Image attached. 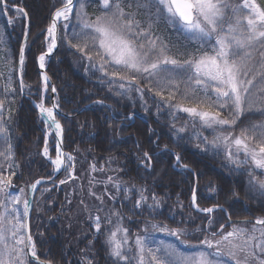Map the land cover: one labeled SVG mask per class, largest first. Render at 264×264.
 Here are the masks:
<instances>
[{"label": "trees", "instance_id": "1", "mask_svg": "<svg viewBox=\"0 0 264 264\" xmlns=\"http://www.w3.org/2000/svg\"><path fill=\"white\" fill-rule=\"evenodd\" d=\"M8 1L19 3L21 0ZM44 1L48 8L41 6V0L24 1L31 18V30L23 78L26 93L37 100L42 98L43 82L36 58L46 48L44 30L51 18V0ZM54 2L55 6L61 5V0ZM232 2L239 3L240 0ZM259 2L264 4V0ZM87 3L88 18L94 19L100 14L95 0H87ZM24 20L17 24L4 20L6 41L12 49L10 57L15 63L22 42L19 27ZM67 23L71 38L73 28L78 25L75 12ZM75 30L79 31V28L75 27ZM155 34L169 45L172 55L193 53L198 49L193 40L163 21L155 25ZM46 66L64 113L57 117L64 127L65 149L75 157L77 179L61 184V180L67 179L66 173L62 172L42 185L35 195L31 233L41 259L51 260L52 264H87L86 258L93 260V264H113L105 244L108 228L103 233H95L90 219L93 214L103 218L101 206L104 210L119 212L131 231L140 230L145 219H152L169 228L185 229L187 239L194 241L202 239L207 232L217 231L222 224L228 226L231 219V222L241 223L247 218L264 217V196L249 186V172L257 179H264L261 170L245 167L238 171L226 161L223 151L214 150L201 140L205 132L209 134L208 141H212L209 137L212 130L203 128L198 121L193 123L187 113L171 106L176 103L189 106L179 94L169 104L155 94L159 88L141 81L147 102L134 99L133 90L123 92L119 82H110V78L97 68H91L87 59H81V54L70 49L66 42H59ZM174 78L184 80L187 77L176 74ZM148 87L152 88L151 92ZM183 88L181 84V91ZM163 95L167 97L168 92L164 91ZM9 101L8 108L14 110L13 118L7 124L13 153L9 174L15 171L14 185L28 188L37 178L52 176L53 165L43 156L45 132L30 98L21 95L16 87L14 93L9 94ZM100 101L102 103H98ZM85 105L86 108L80 110ZM223 115L227 116V113ZM262 120L264 116L259 112L245 115L234 131L238 134L241 127ZM179 128L185 131L178 132ZM53 143L51 154L55 155V140ZM145 152L151 156L150 168L145 167ZM175 153L181 155V162L189 165V169L175 166ZM91 164L103 171H90ZM108 177H112L110 183L132 186L134 191L130 199L122 189L114 196L112 187L107 188ZM92 178L95 179L90 185ZM44 186L49 188L40 191ZM193 187L197 190L200 207L221 205L223 210L217 209L211 214L196 210L191 203ZM213 188L215 191H210ZM90 189L96 196L89 194ZM138 192L149 197L155 195L159 200L161 207L152 216L146 217L143 212L136 211L134 200L139 196ZM96 197H102L103 202ZM209 219L213 221L211 225Z\"/></svg>", "mask_w": 264, "mask_h": 264}, {"label": "snow or ice", "instance_id": "2", "mask_svg": "<svg viewBox=\"0 0 264 264\" xmlns=\"http://www.w3.org/2000/svg\"><path fill=\"white\" fill-rule=\"evenodd\" d=\"M4 2L7 7V0ZM95 3L100 14L89 19L83 0H61V6L52 13L44 30L47 51L39 56V67L44 68L45 57L57 48L58 42H66L70 49L81 54V59H87L91 68H97L110 78V82H119L120 89L125 92L135 85V91L143 97L144 89L139 85L141 81H147L149 86L159 88L155 94L169 104L179 94L189 106L176 103L172 107L187 113L193 123L198 121L203 128L222 130L212 141L203 137L206 144L223 151L226 161L236 170L251 167L261 170L264 175V120L250 122L241 127L238 134L234 131L241 117L256 112L264 116V4L259 0H240L239 3L232 0H95ZM12 7L16 18H29L25 8ZM74 8L78 21L75 27L79 31L74 27L69 38L67 22ZM161 21L188 39L197 41L201 47L193 53L170 54L169 45L155 34V25ZM24 36L27 40V29ZM209 45L210 48L205 50ZM5 61L9 66L4 85V95L7 96L15 90L12 88L13 61L7 58V54ZM24 61V47L21 46L16 65L21 70ZM176 74L187 78L177 80L174 78ZM43 78L47 88L49 78L46 75ZM181 84L184 85L183 91ZM147 90L151 92L152 88ZM52 91H56L55 87ZM164 91L168 92L167 97H164ZM6 103L11 101L0 99V138L8 144L6 151L0 152V157L10 161L13 153L7 124L12 120L14 110H6ZM37 107L49 132L54 131L55 136L61 138L56 143L54 158L49 154L45 140L43 156L54 166V172L63 170L67 173V179L61 180V184L77 179L75 157L62 150L63 127L57 119L60 105L53 103L46 107L41 102ZM225 112L227 116L223 115ZM225 129L232 131H223ZM177 131L184 132L185 129ZM144 158L145 167L150 168L151 156L145 152ZM175 166L189 169V165L181 162L179 153H175ZM8 167L11 169L12 164L9 163ZM89 168L92 172L103 171L95 164ZM15 175V171L8 175L0 171V196H3L0 199V208L3 209L0 211V264H52L51 260H41L38 255L27 219L30 202L22 198L24 189H19L20 194L9 191L14 187ZM94 179H90V185ZM108 182H112V177H108ZM41 183L42 180L38 179L29 187L35 191ZM115 186L119 190V184ZM249 186L264 196V179H257L252 172H249ZM89 194L96 196L91 189ZM233 196L238 198L235 192ZM96 198L103 202L102 197ZM147 199L141 192L135 207L140 208ZM152 199L154 204L147 205L150 209L159 206L155 195ZM197 199V190L193 187L191 203L196 210L207 214L223 210L221 205L202 208ZM21 203L22 209L19 207ZM112 215L117 218L115 224L108 215L90 219L95 233H103L108 228L105 244L113 264H264V217H258L254 222H241L250 224V229L231 225V230L225 232L222 224L218 232L211 233V239L205 236L196 244L181 239L187 234L185 229L152 224L153 230L175 237L179 245L186 248L181 250L177 244L163 241L155 248L146 247L154 241L140 235L135 238V247H129V229L123 226V217L117 211ZM212 223L209 219V224ZM144 232L147 234L148 229L145 228ZM86 260L87 264H93V260Z\"/></svg>", "mask_w": 264, "mask_h": 264}, {"label": "rangeland", "instance_id": "3", "mask_svg": "<svg viewBox=\"0 0 264 264\" xmlns=\"http://www.w3.org/2000/svg\"><path fill=\"white\" fill-rule=\"evenodd\" d=\"M85 3V5H86V7H85V11L87 12V0H86V2H84ZM74 12H75V8H74ZM73 12V13H74ZM88 13V12H87ZM97 15H99V14H97ZM73 17V15L71 16V18ZM2 14H1V11H0V72H2L3 73V75H0V99H5L6 101H9V94L7 95V96H5L4 95V85L7 83V76H8V73H9V66L7 65V63H6V61H5V55L7 54V58L8 59H11V57H10V53L9 52H7L6 51V49H4V48H6V43H7V41H6V36H5V33H4V31H5V27H4V25H3V23H2ZM70 18V19H71ZM194 41V40H193ZM195 43H196V45H197V48H200L201 47V45H200V43H198L197 41H194ZM47 43H48V41L46 42V48H47ZM210 48V45L209 46H205V50H208ZM12 60V59H11ZM45 63V62H44ZM46 64V63H45ZM12 72H13V75H12V81H13V83H12V88L13 89H15V87H14V78H15V75H16V70H17V67L13 64V67H12ZM44 76H42V82H43V84H42V101L41 102H43V104H44V106H46V107H50L49 105H46L44 102H45V98L47 97V95L49 94V92H48V85H49V81L47 82V88H45V81H44V78H43ZM124 83H126V82H124ZM140 86V85H139ZM56 87V86H55ZM131 90H133V93H132V98H134V99H136V98H140L141 99V101L143 102V103H146L147 101H146V98H145V94H143V97H141V94L138 92L137 94H138V96H136L135 97V85H133V87H132V89ZM130 90V91H131ZM123 91V90H122ZM123 92H125V91H123ZM127 92V91H126ZM125 92V93H126ZM128 93V92H127ZM8 104L9 103H6V110L7 109H9L8 108ZM38 114H39V117H40V121H41V124H42V126H43V129L45 130L44 132H45V137H46V140H47V138H48V141H47V146H48V149H49V154L54 158L55 157V155H52L51 154V148H52V146H53V141L55 140V145H56V143H57V138H56V136H55V134H54V131L53 132H49V130H48V127H47V125L44 123V121H43V119L41 118V114L39 113V111H38ZM7 127H8V125H7ZM63 127V126H62ZM212 130V129H211ZM222 130L221 129H215V130H212V133L210 134V138L211 139H214L220 132H221ZM223 131H225V130H223ZM209 134H207V133H205V132H203V137H207ZM48 136V137H47ZM63 137H64V127H63ZM201 140H203V138H201ZM63 144H64V141H63ZM7 147H8V144H6L5 142H4V140L2 139V138H0V152H5L6 151V149H7ZM65 147V146H64ZM44 149V148H43ZM43 149H42V153H43ZM66 152L67 153H70V152H68L67 150H66ZM7 154V153H6ZM12 159H13V156H12V158H11V160L10 161H6L5 159H4V157H0V171H3L4 172V174L5 175H8L9 174V167H8V164L9 163H11L12 165H13V161H12ZM53 171H54V166H53ZM65 173V172H64ZM66 175H67V173H66ZM47 183V182H46ZM45 183V184H46ZM108 184H107V188L108 187H112V190H113V194L115 193V195L114 196H117L118 194H119V190L120 189H122L123 191H125V189H128V191H125V194H126V196H127V198L128 199H130V196H131V194H132V192L134 191V188L132 187V186H125V185H122V184H119V190L117 189V187L115 186L117 183H110V182H107ZM13 188H11V189H9V191L12 193V194H20L19 193V189L20 188H23L24 189V193L22 194V198L23 199H28V196H29V187L28 188H24V187H17L16 185H14V183H13ZM30 186V185H29ZM49 187H47V186H44V187H42L41 188V190L40 191H46L47 189H48ZM46 189V190H45ZM93 191H95V190H93ZM138 194H139V196L136 198V200H138V199H140V193L138 192ZM143 195L144 196H146V197H148V199H147V201H146V203L145 204H143L140 208H137L136 207V211H140V212H143L144 214H145V216L146 217H149V216H152V214L156 211V210H158L160 207H161V205H160V203H159V206L158 207H154V209H150V208H148L147 207V205H153L154 204V201H153V199H152V197H149V196H147V195H145L144 193H143ZM0 199H3V196H0ZM136 200H134V206H135V202H136ZM19 207L22 209V207H23V204L21 203L20 205H19ZM33 207H34V201H33ZM91 207H92V204H91ZM103 207L104 206H101V207H99V209L100 210H102V214H103V217H105L106 215H108V216H110L111 217V219H112V221H113V224H115L116 222H117V218L115 217V216H113L112 215V213H113V210H111V211H108V210H104L103 209ZM94 208V210H98V212H100L99 211V209H97V208H95V207H93ZM92 208V209H93ZM131 209H133V207H131ZM3 209L2 208H0V211H2ZM97 215H99V216H101L100 214H93V216L92 217H95V216H97ZM102 217V216H101ZM91 222H92V220H91ZM122 224H123V226L124 227H126L125 226V224H124V222H123V220H122ZM152 224H159V225H161V226H163L164 224H161V223H159V222H156V221H153L152 219H145L144 220V222L143 223H141V228H140V230H137V231H131L130 229H129V241H128V246L129 247H135V238H136V236L137 235H140V236H147V239H149V240H151V241H154V243H150V244H147L146 245V247H152V248H155L157 245H159V243L161 242V241H163L164 243H174V244H177L180 248H181V250H186V248H185V246H183V245H179V243H178V241L176 240V238L175 237H172V236H169L166 232H160V231H155V230H153L152 229ZM231 225H237V226H240V227H248L249 229L251 228V225L250 224H248V225H245V224H243V223H238V222H230V223H228V226H224V231L225 232H227V231H229V230H231ZM169 227V226H168ZM127 228V227H126ZM145 228H147L148 229V232H147V234L144 232V229ZM219 231V229L217 230V231H210V232H207V233H205L204 235H203V238L202 239H204V237L205 236H208L210 239L212 238L211 237V233L212 232H218ZM257 235H258V233H257ZM187 236H188V234H186V235H184V236H181V239H186V240H188L187 239ZM218 238V237H217ZM202 239H199V240H202ZM199 240H197V241H194V240H192V239H190V240H188L191 244H196V243H198V241ZM130 255H131V253H130ZM33 264H34V262H33Z\"/></svg>", "mask_w": 264, "mask_h": 264}, {"label": "bare ground", "instance_id": "4", "mask_svg": "<svg viewBox=\"0 0 264 264\" xmlns=\"http://www.w3.org/2000/svg\"><path fill=\"white\" fill-rule=\"evenodd\" d=\"M24 1H26V0H24ZM24 1L23 0H21L19 3H12V2H10V1H8L7 0V7H5V2H4V0H0V11H1V14H2V23H3V25H4V27H5V23H4V20L5 21H7L9 24H17V23H19L20 21H21V19L22 18H16V12L14 11V9H13V5H16V6H20V7H23V8H25L26 10H27V8H26V6H25V4H24ZM83 2H84V0H83ZM47 2L46 1H44V0H41V6H44V7H46V8H48V3L46 4ZM55 2H54V0H51L50 2H49V11L51 12V15H52V13L55 11V9L56 8H58V7H60L61 5H59V6H55ZM41 10H43L42 8H41ZM28 11V10H27ZM33 12H34V10H33ZM35 13V12H34ZM9 21H12L11 23L9 22ZM22 27V28H21ZM21 27H19V32H18V35L19 34H22V42H21V44H20V47L22 46V44H23V41H24V39H25V36H24V32H25V30L27 29V31H28V37H27V40H25V42H24V55H25V53H26V45H27V42H28V39H29V35H30V30H31V18L29 17L27 20H24V22H22V26ZM22 29V31H21V29ZM4 33H5V36H6V40H7V34H6V32L4 31ZM46 42H47V40H46ZM10 43L8 42L5 46H6V48H4V49H6V51L7 52H9L10 54H11V51H12V49L10 48V45H9ZM58 46H59V42H58ZM58 46H57V48H58ZM57 48L56 49H54V53L53 54H51L50 56H46L45 57V62L48 60V59H50L54 54H55V52H56V50H57ZM19 50H20V48H19ZM19 50H18V56H17V61H16V63L13 61V64L14 65H18V60H19ZM45 51H47V48H45V50L43 51V52H41L40 54H38V56H37V58H36V62H37V65H38V58H39V56L42 54V53H44ZM25 62V61H24ZM19 67H17V69H18ZM38 68H39V65H38ZM23 69H24V65H23ZM23 69H22V82H23V87L21 88V86H20V78H19V73L18 74H16L15 75V78H14V87H15V89H16V87H19V91H20V93H21V95H23V93L24 92H26V90H25V88H26V83L24 82V78H23ZM46 72L48 73V71H47V66H46ZM40 70V69H39ZM41 71V70H40ZM42 72V71H41ZM42 74V76H45L46 74L43 72V73H41ZM48 75L50 76V74L48 73ZM47 76V75H46ZM50 78H51V76H50ZM52 79V78H51ZM16 80H17V83H16ZM48 82V81H47ZM14 89V90H15ZM55 89H56V87H55ZM48 92H49V94L47 95V97L44 99L45 100V104L46 105H49L50 107L52 106V104H53V102H52V99H51V86L50 85H48ZM12 93H10V95H11ZM55 100H56V103H58L59 105H60V102H59V100H58V97H57V89H56V91H55ZM35 99V98H34ZM42 99L43 98H41L40 100H37V99H35L34 101H35V103H34V101H32L31 99V102H32V105L36 108V110L38 111V105L41 103V101H42ZM86 108V105L85 106H83L80 110H83V109H85ZM62 114H64L63 113V110H62V108H61V106H60V112H58V114L57 115H62ZM57 119L60 121V119L57 117ZM60 123H61V125L63 126V124H62V122L60 121ZM45 131V130H44ZM46 135V134H45ZM48 137V136H47ZM47 141H48V139H47ZM40 178V177H39ZM37 180V179H36ZM35 181V180H34ZM33 181V182H34ZM32 182V183H33ZM31 183V184H32ZM46 182H44V183H42L41 184V186L42 185H44ZM39 190V188L36 190V192H35V195H36V193H37V191ZM35 195H34V198H35Z\"/></svg>", "mask_w": 264, "mask_h": 264}, {"label": "water", "instance_id": "5", "mask_svg": "<svg viewBox=\"0 0 264 264\" xmlns=\"http://www.w3.org/2000/svg\"><path fill=\"white\" fill-rule=\"evenodd\" d=\"M24 42H25V39H24L23 44H22L23 47H24ZM45 52H46V51H45ZM53 53H54V50L52 51V53H50V54L47 55V56H50V55L53 54ZM38 65H39V59H38ZM39 69H40L42 72H44V73L47 75V77L49 78L48 80H49V83H50V86H51V99H52V102H53V103H56V100H55V97H56V96H55V92L52 91V88L55 87V84H54L53 80L50 78V76L48 75V73L46 72L45 66H44V68H42V69L39 67ZM18 73H19L20 86H21L22 70H21L20 68H18ZM21 88H22V87H21ZM30 98H31L32 101L35 100L33 97H30ZM34 103H35V101H34ZM38 111H39V108H38ZM59 112H60V111H59ZM39 113H40V111H39ZM40 114H41V113H40ZM56 138H57V141L61 139L60 137H56ZM62 140H63V134H62ZM62 150H63L64 152H66L63 143H62ZM62 172H63V170H61V171H59V172H55L54 175L51 176V179H49V177H40V178H38V179H41V180H42V183H44V182H50V181L54 180L57 176H59ZM38 179H37V180H38ZM35 181H36V180H35ZM35 181H34V182H35ZM34 182H33V183H34ZM33 183H32V184H33ZM42 183H41V184H42ZM41 184L37 185L36 190L40 187ZM36 190H35V191H32V190L30 189V187H29V196H28V200H29V202H30V212H29V216H28L27 219H28V224H29V230H30V233H31V217H32V211H33V200H34V195H35ZM251 220H252V221H255L256 219H251ZM31 235H32V233H31ZM40 259H41V258H40ZM41 260H43V259H41ZM45 261H47V260H45Z\"/></svg>", "mask_w": 264, "mask_h": 264}]
</instances>
